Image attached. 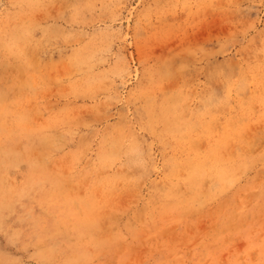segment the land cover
<instances>
[{"label": "rangeland", "instance_id": "374dc122", "mask_svg": "<svg viewBox=\"0 0 264 264\" xmlns=\"http://www.w3.org/2000/svg\"><path fill=\"white\" fill-rule=\"evenodd\" d=\"M0 264H264V0H0Z\"/></svg>", "mask_w": 264, "mask_h": 264}]
</instances>
